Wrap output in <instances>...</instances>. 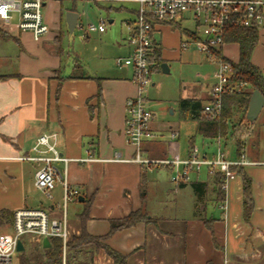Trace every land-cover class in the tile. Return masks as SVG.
<instances>
[{
    "label": "crops",
    "instance_id": "0c3cea01",
    "mask_svg": "<svg viewBox=\"0 0 264 264\" xmlns=\"http://www.w3.org/2000/svg\"><path fill=\"white\" fill-rule=\"evenodd\" d=\"M54 3L57 2L48 4ZM69 12L77 13L74 9L68 10L66 15L61 11L57 22L51 24L48 20L53 19L50 16L45 18L50 32L41 41H35L30 33L14 32L8 39L16 40V50L6 52L0 43V76H5L0 79V187L3 189L0 210L15 212L21 208H33L29 192L31 187H35V173L41 164L21 160L20 157L34 154L33 147L41 135L56 133L57 147L63 155L71 159L92 155L99 159L84 163L71 161L67 171L68 181L81 191L77 201L86 205L85 199L90 200L86 222L88 233L106 235L110 231L111 219L124 217L140 208L152 218L153 222H140L118 230L106 239L105 243L111 248L128 255L129 264H264V165L241 167L242 171L229 183L222 198L219 174L203 170L192 174L195 180L177 185L172 181V167H149L131 161L135 147L125 134V120L126 99L136 94L133 70L131 67H119L112 72L87 73L81 61L76 59L67 72L63 64L65 52L59 43L61 32H58L63 17L66 16L67 21ZM189 22L193 21L185 18L174 24L161 22L154 26L153 48L161 49L164 63L169 50L163 43L166 31L177 33L180 45L187 42V47L198 39L200 33L196 25L194 29L184 26ZM79 25L78 18L76 28ZM89 36L90 33L85 32L83 38ZM183 36L187 40H183ZM126 38L123 43L127 49L126 56H129L132 48ZM229 45H223L222 55L237 62L239 45L234 44L237 47L234 57L228 54L232 47ZM251 60L264 74V28L259 30V43ZM156 71L163 69L152 74ZM55 73H59L60 78L55 77ZM210 90L193 85L189 87L187 96L180 99H202L205 106L210 100ZM203 114L207 113L203 111ZM153 115V136L144 141L143 155L161 159L177 153L186 158L190 147L195 144V136L190 137L183 155L179 130L171 128L166 134L154 112ZM240 117L241 114H237L233 120L238 121ZM186 121L195 122L196 133L200 134L197 121ZM229 127L227 136L221 137L222 141L228 137L235 138L230 134L232 122ZM173 131L179 133L176 138L171 137ZM204 137L210 139V144L203 142L201 149L211 155L215 150L210 147H217L218 137ZM255 142L249 160L264 161L260 134L255 137ZM243 151L245 143L240 147L237 145L236 154H231L230 158H238ZM59 167L62 169L63 165L59 164ZM161 169H166L167 175L155 179V170ZM243 173L252 180L254 204L248 219L244 215ZM194 183L200 184L202 195L193 188ZM168 184L172 187L168 188ZM189 188L193 193L191 199L184 194ZM9 191L12 193L6 196ZM141 191H144L143 198ZM172 191L173 197L169 195ZM224 200L227 202L226 211L223 209ZM186 205L192 206V219L166 211L171 206L183 208ZM51 206L41 203L35 208L50 209ZM209 208L212 209L210 216ZM214 208H220L222 214L213 216ZM11 223L6 229L12 227ZM70 223L74 234L79 235L80 216ZM36 244L44 247L43 243ZM201 258L203 261L200 262ZM94 264H113V260L100 250L94 257Z\"/></svg>",
    "mask_w": 264,
    "mask_h": 264
},
{
    "label": "built area",
    "instance_id": "2783aa9c",
    "mask_svg": "<svg viewBox=\"0 0 264 264\" xmlns=\"http://www.w3.org/2000/svg\"><path fill=\"white\" fill-rule=\"evenodd\" d=\"M71 2L78 0H0V28L10 33H30L35 41H41L50 32V26L44 16L45 5L50 2ZM96 4L135 3L136 18L127 21L129 33L127 43L132 52L127 57L116 60L119 67H131L132 81L136 86V94L126 99L125 134L130 144L135 147V156L131 161L149 167L165 165L173 169L172 181L177 185L190 182L193 173L203 170L222 177L221 189L226 193L229 183L237 176V170L247 165H264V161H251L241 152L236 159L222 148V138L216 140L217 148L213 154L193 144L186 158L177 153L172 157L153 159L143 155L142 147L146 139L153 136V112L150 109L145 89L151 83L150 55L154 40L152 32L157 23L174 24L181 19L190 18L200 33L195 40L198 47L215 59L216 52L225 44L224 33L228 24H237L249 28H264V0H82ZM80 29L82 25L78 26ZM107 29V21L99 24L90 23L87 33H103ZM205 37V39H203ZM187 47V42L182 43ZM233 67L230 63L218 61L214 77L216 83L211 87L210 100L204 106L206 113L220 115L223 105V94L226 91H244L249 84L231 81ZM178 131L171 133L172 138ZM57 134H43L33 147V155L20 157L21 160L38 162L40 168L35 173V187L50 200H54V190L59 182L62 185V202L59 207L52 204L50 209L21 208L14 212L12 233L0 234V264H14V256L18 253L17 245L24 237L34 243H43L45 238H58L62 241L63 263L67 255V245L71 239L68 208L76 201L81 191L72 185L67 178L68 165L71 161L80 163L99 160L92 155L85 158L71 159L63 155L57 147ZM90 154V153H89ZM120 160V159H116ZM59 164L63 165L61 169ZM226 211L227 202L224 200Z\"/></svg>",
    "mask_w": 264,
    "mask_h": 264
},
{
    "label": "rangeland",
    "instance_id": "374dc122",
    "mask_svg": "<svg viewBox=\"0 0 264 264\" xmlns=\"http://www.w3.org/2000/svg\"><path fill=\"white\" fill-rule=\"evenodd\" d=\"M138 8L135 3L128 4H113L110 6L108 3L96 4L91 1L78 0L75 2H63L62 5L57 3L48 4L44 9V16L48 19L50 16L53 20L51 22H57L59 13L63 11L66 15L68 10H76L79 15V24L83 26L75 28L73 32L68 30L66 24V16L63 17L61 23V37L59 43L64 50L63 64L67 69V72L73 66L74 60L81 61V64L86 69L87 73H102L112 72V70H118L119 66L116 60L120 57H127V49L124 46V38L127 37L129 30L127 26L128 20H134L136 18L135 10ZM104 19L107 21V31L103 34L98 32L90 33L89 38H83L85 30L90 23L99 24ZM109 20H113V23H109ZM184 26L189 28H195L193 22L184 23ZM5 32L6 30L3 29ZM171 31H166L163 35V43L169 49L166 52V65L169 71L167 73L163 71H156L152 74L151 83L145 89L144 95L150 100L149 105L151 110L156 114L157 121L161 125V129L166 134L170 132V129H177L180 132L181 140V154L184 155L185 150L188 148V142L190 137L195 136V145L202 148L203 142L210 144V139L205 138L201 134L196 133V123L193 121H186L181 118L180 110L178 106V100L181 96L185 97L189 93V87L193 85H201L207 88H211L216 83L214 73L216 72L218 62L215 59H211L207 52L200 49L194 41L189 43L186 49H181L178 36L176 34H170ZM174 32V31H172ZM11 37L10 32H7ZM262 37V36H261ZM205 39V37L203 38ZM183 40H187V37L183 36ZM1 48L6 52H13L17 49L16 40L7 39L1 40ZM231 51L228 52L230 56H235L237 47L236 43H229ZM262 43L260 41L259 46ZM234 46V47H233ZM217 53V52H216ZM216 55V54H215ZM59 73H55V77H59ZM253 132V134H252ZM260 134V147L262 149V159L264 160V107L262 108L258 118L252 126V130L244 138L245 154L250 159V152L256 145L255 137ZM211 145L210 148L216 151V145ZM222 148L227 152L230 157L236 154L237 141L235 138L228 137L223 139ZM244 152V151H243ZM232 154V155H231ZM167 175L166 169L159 171L155 170L154 178L163 177ZM202 177V176H201ZM195 180V178H193ZM192 179V180H193ZM202 179H204L202 177ZM171 184H168V188H171ZM175 190L174 188H172ZM0 187V194L2 193ZM12 192L6 193L9 196ZM184 194L191 199L193 196L191 188L187 189ZM29 195L31 197L33 208L38 207L41 203L44 206L55 204L59 207L62 202V187L58 182L57 187L54 190V200H50L43 192L36 187H31ZM171 197L174 196V191L170 192ZM157 198L154 199V203H157ZM188 200V199H187ZM189 203V202H186ZM191 204V203H190ZM86 205L80 201H74L70 203L68 208L69 221L77 220L78 216L84 212ZM172 215L185 217L186 219H192V206L186 205L183 208L171 206L166 210ZM212 209H208L209 216ZM222 210L220 208H214L213 216H220ZM12 224V223H11ZM10 224L0 225L1 233H12V227H8ZM71 235H74V228L70 223ZM24 243L26 246V252H30L34 247L41 246L34 242H30L27 237H24ZM24 251V252H25ZM23 252H18L14 256V264H20V255ZM203 258L200 259V262ZM204 263V262H203Z\"/></svg>",
    "mask_w": 264,
    "mask_h": 264
},
{
    "label": "trees",
    "instance_id": "16d2710c",
    "mask_svg": "<svg viewBox=\"0 0 264 264\" xmlns=\"http://www.w3.org/2000/svg\"><path fill=\"white\" fill-rule=\"evenodd\" d=\"M0 37L8 39L9 36L0 28ZM225 43H237L239 45V60L237 62L222 55V48L217 50L215 60L228 62L233 67L231 81L234 83L246 82L249 86L244 91H226L223 94V107L220 115L203 114L204 104L202 99L179 100L180 115L183 120H194L198 122V132L207 137H226L229 130V123L232 122L230 134L235 137L237 145L240 147L244 143V138L252 130L253 124L247 119L250 98L255 90H259L264 96V74L262 70L252 62V55L259 43V29L249 28L237 24H228L224 33ZM164 60L161 49L152 47L150 55L151 72L161 70ZM72 77H74L72 75ZM5 76H0V79ZM61 86V84H60ZM59 86V88H60ZM59 90V89H58ZM100 96V93H99ZM241 114L238 121L233 117ZM242 170L238 169L237 173ZM222 177L218 179L220 193L224 198V191L221 189ZM193 188L202 195V188L199 183H194ZM144 197V191H141ZM86 209L80 214L81 233L72 235L67 245V255L65 264H94V257L100 250L113 260V264H129L128 255H124L105 243L106 239L118 230L130 228L140 222H153L147 212L137 209L121 218L110 220V231L103 236H95L87 232L86 222L89 218L90 200H86ZM252 180L243 173V205L244 215L248 219L253 209ZM14 212L10 210H0V225L11 223ZM20 264H64L62 241L58 238H51L50 246L34 247L29 253L23 252L20 255Z\"/></svg>",
    "mask_w": 264,
    "mask_h": 264
},
{
    "label": "water",
    "instance_id": "95a60500",
    "mask_svg": "<svg viewBox=\"0 0 264 264\" xmlns=\"http://www.w3.org/2000/svg\"><path fill=\"white\" fill-rule=\"evenodd\" d=\"M78 18H79V15L75 12H69L67 14V22H68L70 32H73L74 29L76 28ZM162 69L165 73L169 71L166 63L162 64ZM263 107H264V96L259 90H255L251 96L249 108H248V112L246 116V119L250 124H253L255 122V120L258 118ZM43 246L44 248H47L50 246V240L48 238H45L43 240ZM17 250L18 252L25 251V246L21 240L18 241Z\"/></svg>",
    "mask_w": 264,
    "mask_h": 264
}]
</instances>
